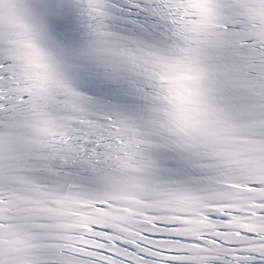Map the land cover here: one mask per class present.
I'll return each instance as SVG.
<instances>
[{
  "label": "snow or ice",
  "instance_id": "obj_1",
  "mask_svg": "<svg viewBox=\"0 0 264 264\" xmlns=\"http://www.w3.org/2000/svg\"><path fill=\"white\" fill-rule=\"evenodd\" d=\"M0 264H264V0H0Z\"/></svg>",
  "mask_w": 264,
  "mask_h": 264
}]
</instances>
